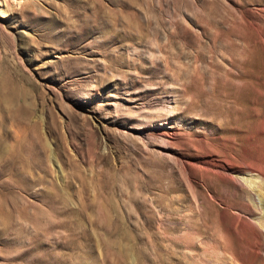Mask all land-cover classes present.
Segmentation results:
<instances>
[{
  "label": "rangeland",
  "instance_id": "374dc122",
  "mask_svg": "<svg viewBox=\"0 0 264 264\" xmlns=\"http://www.w3.org/2000/svg\"><path fill=\"white\" fill-rule=\"evenodd\" d=\"M259 22L264 0H0V264H183L191 236L233 264L209 201L228 192L197 164L208 48ZM252 79L230 113L215 100L229 130Z\"/></svg>",
  "mask_w": 264,
  "mask_h": 264
},
{
  "label": "bare ground",
  "instance_id": "6f19581e",
  "mask_svg": "<svg viewBox=\"0 0 264 264\" xmlns=\"http://www.w3.org/2000/svg\"><path fill=\"white\" fill-rule=\"evenodd\" d=\"M2 14L6 16L5 11ZM251 27L257 35L252 43L241 42L240 46L226 45L223 48L220 46L221 49L212 43L208 48L209 149L206 156L197 161L205 174L211 180L217 179L228 192L225 198L215 192L209 193V201L216 209L218 221L228 235L229 244L236 248L235 252H229L233 264H264V80L262 89L252 102V114L248 117L249 127L246 130L239 123L229 130L228 118L218 119L215 104L218 97L222 104L221 111L227 110L225 104L231 94V81L238 82L234 99L242 105L249 96L256 94L249 93L252 78L259 74L264 79V22ZM219 53L220 61H216L215 56ZM228 131L230 138L225 137ZM173 133L166 132L165 135ZM205 240L197 243L191 236L183 244L184 250L190 252L191 260L183 264L212 263L204 258L205 254L218 246L211 239ZM193 250L200 251V254Z\"/></svg>",
  "mask_w": 264,
  "mask_h": 264
}]
</instances>
